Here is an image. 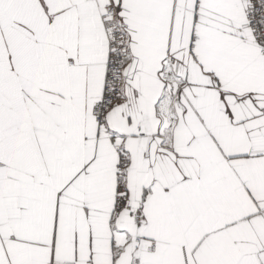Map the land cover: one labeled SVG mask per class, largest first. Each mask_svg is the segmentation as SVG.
<instances>
[{"label": "snow or ice", "instance_id": "1", "mask_svg": "<svg viewBox=\"0 0 264 264\" xmlns=\"http://www.w3.org/2000/svg\"><path fill=\"white\" fill-rule=\"evenodd\" d=\"M0 264H264V0H0Z\"/></svg>", "mask_w": 264, "mask_h": 264}]
</instances>
